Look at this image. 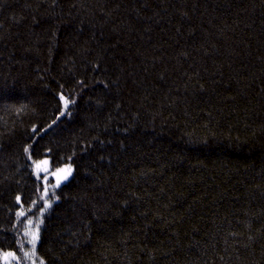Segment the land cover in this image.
<instances>
[{
	"label": "trees",
	"instance_id": "1",
	"mask_svg": "<svg viewBox=\"0 0 264 264\" xmlns=\"http://www.w3.org/2000/svg\"><path fill=\"white\" fill-rule=\"evenodd\" d=\"M45 157L42 264H264V0H0L1 254Z\"/></svg>",
	"mask_w": 264,
	"mask_h": 264
},
{
	"label": "rangeland",
	"instance_id": "2",
	"mask_svg": "<svg viewBox=\"0 0 264 264\" xmlns=\"http://www.w3.org/2000/svg\"><path fill=\"white\" fill-rule=\"evenodd\" d=\"M33 159H31V164L33 165V172H34V176L37 178L38 180V184H39V197L37 199V204H38V208L36 207L37 205H34V207L29 206L27 208H21V212L24 213V218L26 219V223L22 224V225H28L29 227H26L24 229L23 235L24 238H26V241L30 243V245L33 246L32 244V233H37L38 237H39V229L42 223V216H40V218H36V214H38L39 217V213H43V210L46 207V204L49 205V201L47 199V193L52 191L54 188H56L58 185H60L62 182H64L66 179L69 178V176L71 175L68 173V169H71V166L66 164L63 165L62 167L58 168L57 170H51L50 168V164H49V159L47 157L39 159L37 161H35L33 163ZM63 170V171H60ZM67 176V178L65 179L64 177ZM52 180V182H51ZM59 181V183H58ZM49 182H51L49 184ZM36 207V208H35ZM36 209V214L33 217H28L27 215H31V212ZM42 210V211H41ZM17 216H18V212H16ZM38 219H40V222H38ZM29 221H31V223H29ZM38 223V224H37ZM37 243H38V239L35 242V247H30L29 249V245L25 246L21 249L20 254L17 252H6V253H12L11 256H5V253H0V262L2 264H33L31 262H35V263H41L42 261L39 259L38 255H37ZM28 244V243H27ZM25 253H27V255H25ZM32 257V259H31ZM29 260V261H28ZM32 260V261H30ZM27 261V262H26Z\"/></svg>",
	"mask_w": 264,
	"mask_h": 264
},
{
	"label": "snow or ice",
	"instance_id": "3",
	"mask_svg": "<svg viewBox=\"0 0 264 264\" xmlns=\"http://www.w3.org/2000/svg\"><path fill=\"white\" fill-rule=\"evenodd\" d=\"M61 100L64 101L65 105H67L69 103V101L65 100L63 96H61ZM26 151H27V149H26ZM60 171H63V170H60ZM67 171L70 174L71 169L69 168ZM64 178L66 179L67 176H65ZM58 183H59V181H58ZM19 199L20 198L17 197V201H19ZM46 206H47V204H46ZM19 215L20 216H23L24 213L23 212H20ZM29 223H31V221H29ZM37 239H38V234L37 233H32V244H33V248L35 247V242H36ZM11 255H12V253H6L5 254V256H11ZM25 255H27V253H25Z\"/></svg>",
	"mask_w": 264,
	"mask_h": 264
}]
</instances>
